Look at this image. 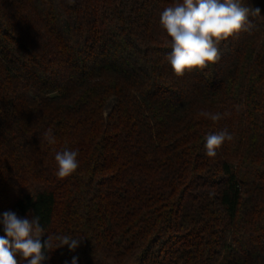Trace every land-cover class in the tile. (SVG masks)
Listing matches in <instances>:
<instances>
[{"label":"trees","instance_id":"1","mask_svg":"<svg viewBox=\"0 0 264 264\" xmlns=\"http://www.w3.org/2000/svg\"><path fill=\"white\" fill-rule=\"evenodd\" d=\"M178 2L0 0V214L84 238L44 264H264V0L182 77L160 23ZM65 148L78 168L58 177Z\"/></svg>","mask_w":264,"mask_h":264},{"label":"clouds","instance_id":"2","mask_svg":"<svg viewBox=\"0 0 264 264\" xmlns=\"http://www.w3.org/2000/svg\"><path fill=\"white\" fill-rule=\"evenodd\" d=\"M261 15L259 8L244 6L241 0H182L160 13V23L171 38V52L166 57L174 75L182 77L186 71L204 69L218 62V45L252 27V17ZM200 116L219 121L228 113L199 112ZM48 144L56 138L49 128L43 134ZM234 135L227 128L205 137L206 156L214 158L225 141ZM78 150L55 153L58 177L71 175L78 168ZM31 216V214H29ZM0 225L5 235L0 236V264H44L55 249L67 246L75 251L84 238H73L60 233L48 234L40 223V217H19L12 211L0 214ZM47 236L46 239H42ZM19 258V259H18ZM77 257L72 258L76 264Z\"/></svg>","mask_w":264,"mask_h":264}]
</instances>
